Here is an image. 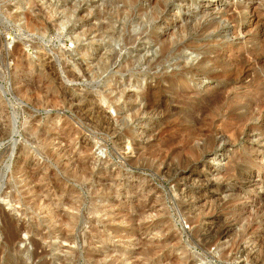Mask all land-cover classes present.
<instances>
[{
  "label": "rangeland",
  "instance_id": "374dc122",
  "mask_svg": "<svg viewBox=\"0 0 264 264\" xmlns=\"http://www.w3.org/2000/svg\"><path fill=\"white\" fill-rule=\"evenodd\" d=\"M0 264H264V0H0Z\"/></svg>",
  "mask_w": 264,
  "mask_h": 264
},
{
  "label": "bare ground",
  "instance_id": "6f19581e",
  "mask_svg": "<svg viewBox=\"0 0 264 264\" xmlns=\"http://www.w3.org/2000/svg\"><path fill=\"white\" fill-rule=\"evenodd\" d=\"M213 2V1H212ZM247 2V1H246ZM213 4V3H212ZM214 16V15H213ZM230 17V16H229ZM219 19V18H218ZM223 20V19H222ZM225 20H226V18H225ZM221 20H218V22H217V20L215 21V19L213 18V23H206L207 25L206 26H204L205 28L204 29H211V28H215L214 26H216V31L217 30H221L222 32L223 31H225V30H228V25L227 24H224V22H223V24L220 22ZM226 21H228V20H226ZM229 22V21H228ZM227 23V22H226ZM229 24V23H228ZM229 31V30H228ZM203 60H205V59H203ZM204 61H202L201 63H203ZM204 64V63H203ZM201 65V64H200ZM219 75V74H218ZM213 77V76H212ZM218 78V77H217ZM30 229V227H28V226H26V225H17V226H15V228L13 229V231H12V237H13V239H14V241H21L22 240V238L20 237V233L22 232V231H27V230H29ZM34 230V229H33ZM40 231V230H39ZM42 231V230H41ZM28 232V231H27ZM38 232V231H37ZM37 235H40L41 233H36ZM69 239V238H68ZM67 239V240H68ZM12 240V239H11ZM14 244H16V242L14 243Z\"/></svg>",
  "mask_w": 264,
  "mask_h": 264
}]
</instances>
